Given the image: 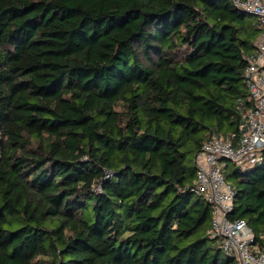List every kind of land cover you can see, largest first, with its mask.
Listing matches in <instances>:
<instances>
[{
	"label": "trees",
	"instance_id": "16d2710c",
	"mask_svg": "<svg viewBox=\"0 0 264 264\" xmlns=\"http://www.w3.org/2000/svg\"><path fill=\"white\" fill-rule=\"evenodd\" d=\"M261 31L232 0H0V264H240L192 187ZM232 165L262 249L264 147Z\"/></svg>",
	"mask_w": 264,
	"mask_h": 264
},
{
	"label": "built area",
	"instance_id": "2783aa9c",
	"mask_svg": "<svg viewBox=\"0 0 264 264\" xmlns=\"http://www.w3.org/2000/svg\"><path fill=\"white\" fill-rule=\"evenodd\" d=\"M232 1L256 15L262 28L257 48L244 70L251 106L242 113L237 139L212 134L204 140L196 155L192 190L212 205L207 232L217 244L234 254L240 264H264V248L250 244L251 233L245 221L227 217L232 209L234 189L223 174L229 162L240 167L252 165L259 160L264 147V0Z\"/></svg>",
	"mask_w": 264,
	"mask_h": 264
},
{
	"label": "rangeland",
	"instance_id": "374dc122",
	"mask_svg": "<svg viewBox=\"0 0 264 264\" xmlns=\"http://www.w3.org/2000/svg\"><path fill=\"white\" fill-rule=\"evenodd\" d=\"M233 163L232 162H229V168L232 169L233 168Z\"/></svg>",
	"mask_w": 264,
	"mask_h": 264
}]
</instances>
